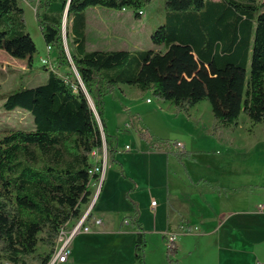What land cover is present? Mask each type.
Returning a JSON list of instances; mask_svg holds the SVG:
<instances>
[{
	"label": "trees",
	"instance_id": "1",
	"mask_svg": "<svg viewBox=\"0 0 264 264\" xmlns=\"http://www.w3.org/2000/svg\"><path fill=\"white\" fill-rule=\"evenodd\" d=\"M28 1L36 6L57 67L44 63L49 71L44 83L15 88L2 104L5 110L29 111L34 127L0 133V261L25 264L27 257L37 255L40 264H48L61 228L85 213L94 197L92 182L99 178L90 172L93 151L102 152L106 143L108 163L116 161L117 146L106 127L105 96L120 84L136 85L171 101L179 111L208 100L215 132L237 127L241 113L249 120L250 133L264 123V2L165 0L166 22L151 35L164 49L129 51L87 50L85 10L140 7L148 0H70L66 24L70 58L63 39V11L69 0ZM56 1L60 13L50 11ZM27 37L20 0H0V49L27 56L33 66L37 48H28ZM73 66L79 76L75 71L68 77L57 72ZM138 214L134 208L135 259L145 264L146 239ZM167 249L176 254L174 243Z\"/></svg>",
	"mask_w": 264,
	"mask_h": 264
},
{
	"label": "crops",
	"instance_id": "2",
	"mask_svg": "<svg viewBox=\"0 0 264 264\" xmlns=\"http://www.w3.org/2000/svg\"><path fill=\"white\" fill-rule=\"evenodd\" d=\"M86 16L87 50L125 49L131 51L128 47H116L115 44H125V46L137 44L136 40H133L132 18L123 14L122 18L118 16V20L111 22V28L106 32L102 28L103 16L95 24L99 37L94 41L109 43L113 47L89 48L87 13ZM94 41L90 40L91 43ZM156 46L153 48L158 49ZM139 49L143 48L138 46L134 48V51ZM127 85L129 84H120L112 93L105 96L106 127L117 146L116 161L107 165L104 187L102 191L100 188L101 194L100 196L98 194V201L96 199V207L86 222L91 229L88 232L81 231L73 238L72 253L66 262L60 264L139 263L135 259L138 228L131 219L134 208L138 209V220L143 227L146 239L145 264H150L149 257L153 254L152 250L156 243L159 244L158 242H160L161 253H166L167 260L170 261L168 245L164 239L167 238L166 233L169 232L176 233L174 245L177 255L182 252L183 248L190 252L191 249L196 248V244L187 243L184 238L186 236L183 235H188L187 238L190 236L194 239L199 238L198 242L203 237L217 236V247L220 250L249 249L250 247L244 244L254 245L255 237L246 238L241 230L250 226V233H255L251 224L253 220H256L257 215H260L259 212L264 211V201H256L255 198L246 201L244 197L237 196V194L243 190H259L264 186L254 185L253 187L249 184H240L230 187L223 183L222 177H212L211 172L223 170L222 162L225 161V156L231 149L227 148V153L217 150L218 155L216 156L212 148H187L183 143L184 147L178 148L177 142L181 141L170 142L169 136L166 135L167 131H182L191 123L192 129L199 130V135L204 140L207 136L213 137L210 134V125L202 127L203 120L206 122V115L208 121L211 124L213 122L214 115H212L210 102L203 100L187 112L179 111L173 102L162 99H158L155 107H149L148 105L154 101L151 94L141 91L136 85H129L133 87L134 94L140 98V105H146L148 108L135 103L130 106L122 100L127 96ZM204 101L209 104L205 102L204 107L201 108L200 105ZM163 114H172L179 121H167L161 117ZM215 137L220 140L225 138L223 133ZM144 156L147 160L144 164V171L138 172V166H141L139 159ZM101 157L102 153L96 155L97 159ZM159 168L162 179L155 180L154 171L157 172ZM99 185V180L94 179L92 187L96 192ZM154 185L160 191L161 204L160 206L156 204V208L148 205V209L144 211L141 194H145L148 200L149 195L154 191ZM116 200L124 202V210L116 211ZM95 219H100L101 222L95 223ZM76 223H70L68 227L71 228ZM198 226L201 228L200 232L196 231ZM221 234H226L225 241L221 240ZM229 235L236 237H229ZM258 261L264 263V256H256L250 261L234 258L231 264H256Z\"/></svg>",
	"mask_w": 264,
	"mask_h": 264
},
{
	"label": "rangeland",
	"instance_id": "3",
	"mask_svg": "<svg viewBox=\"0 0 264 264\" xmlns=\"http://www.w3.org/2000/svg\"><path fill=\"white\" fill-rule=\"evenodd\" d=\"M21 5L25 9V21L27 26V45L28 48L34 46L37 48V52L34 56L33 66L28 65V57H16L10 54L9 52L0 49V133H3L2 130L8 128H24L31 129L34 127V118L33 115L21 108L16 107L13 110H5L2 106L6 96L15 88L21 86H35L41 83H44L47 80L49 71L44 69L43 58L49 60L48 67L51 69H56L57 63L54 60L55 50H49L48 45L46 44L43 34L41 31V27L38 23L36 17V6L34 3L29 2L28 0H20ZM258 2H264V0H258ZM128 8L126 11H121L120 9L107 8L103 6H90L86 8V13L89 17V30L87 33V41L89 48H111L112 44L103 43V42H95L99 37V34L96 33L97 22H99L100 17H104V21L102 24L103 30L106 32L111 28V22L118 20V16L122 18L123 14L132 18V31H133V40H136L137 44H132L125 46V44H115L116 47H128L131 51H134L135 47H141L143 49L153 48L156 45L151 40L152 33L161 25L166 22V5L165 0H148L144 2V4L140 7H134L130 5H126ZM139 8L144 10V14L141 16H137L136 12ZM50 11L60 13L61 12V4L60 2H54ZM63 11V17H64ZM122 15V16H121ZM127 18V17H126ZM124 19V18H123ZM67 24V21H66ZM128 25L129 22H128ZM130 29V26H129ZM123 38L122 36L120 37ZM94 41V43H91ZM68 42V41H67ZM65 46V44H64ZM69 50L70 46L68 44ZM158 49H164L163 46H156ZM66 49V48H65ZM49 50V51H48ZM50 53V54H49ZM74 71L69 68H58L57 72L64 77L70 76V73ZM243 71V70H242ZM249 74V69L244 70ZM246 79V78H245ZM133 87L127 85V96L122 98V100L126 101L127 105L132 106L134 103L140 105V98L134 94ZM118 96V93H116ZM119 97V96H118ZM153 98V103L149 104V107H155L158 104V98L151 95ZM116 98V97H115ZM207 101L201 103V108L204 107V104ZM146 103V100H144ZM207 104H209L207 102ZM111 106V105H110ZM210 107V105H208ZM135 107V106H134ZM141 107L148 108L146 105H142ZM112 108V106H111ZM110 108V109H111ZM112 110V109H111ZM207 114V112H206ZM160 115V114H159ZM213 115V114H212ZM165 120L167 121H179L177 117L172 114H163ZM206 122H202V127L204 125L211 126V132L213 137H206V140L203 139L199 135V130L192 129L191 123L187 128H184L182 131H167V136H169L170 142H177L178 140L189 147H193L196 149H204V148H212L213 153L217 154V150L222 153H227L226 149L229 148L231 151L228 152L227 156H225V161H223V170L220 172H211L212 177H222L223 183L230 187L233 185L240 184H249L253 187L254 185H262L264 186V123H259L253 132H249L248 125L249 120L246 115L241 113L240 123L237 127H232L230 129H223L221 131L215 132L213 130V122L212 124L208 121V117L206 115ZM186 127V126H184ZM201 127V128H202ZM203 130V129H202ZM226 131V133H225ZM223 133L225 137L224 140L217 139L215 136H220ZM204 136V135H202ZM172 144V143H171ZM173 145V144H172ZM179 148V146H178ZM181 148V147H180ZM215 157V156H214ZM146 156L140 157L138 166V172L144 171V164L146 162ZM137 164V163H136ZM154 171L153 178L155 180L162 179V174L159 170ZM163 179L164 172H163ZM155 182V181H154ZM165 183V181H164ZM96 192V190H95ZM94 192V195H95ZM237 196L244 197L246 201L250 198H255L257 200L264 201V187L259 190L240 191ZM142 198V206L144 211L148 209V205L153 208H156V204H161V195L160 191L154 185V191L151 192L149 198L147 200L145 194H141ZM118 199V198H117ZM155 200L156 204L151 205V201ZM117 206L116 211L124 210V202L122 200H116ZM126 203V202H125ZM127 204V203H126ZM88 208V205L85 207V211ZM140 210V208H139ZM84 211V212H85ZM260 215H257L256 220L252 221V228H254L255 233L251 234L249 231V227L242 229L241 232L245 235L246 238L255 237V244L251 245L245 243L244 245L250 247L249 249L244 250H231V249H222L220 250L217 247V236H212L210 238L203 237L197 241V239L192 238L191 236L187 238L186 242L191 244H196V248L194 250H186L183 248L182 252L177 254L168 253V257L170 259L167 260L166 253H161L160 242L156 243L152 250V255L149 257L150 264H231L234 258H239L242 260L250 261L253 260L256 256H264V211L259 212ZM84 214V213H83ZM68 227V226H67ZM69 228V227H68ZM197 232L201 231L200 226L196 228ZM250 233V234H249ZM226 234H221V240L225 241ZM231 235H229L230 237ZM231 237H236L231 236ZM155 237H153L154 239ZM219 238V239H220ZM167 243V238H164ZM188 240V241H187ZM154 243V242H153ZM152 249V248H151ZM72 250V246H71ZM245 251V252H244ZM148 263V262H147ZM0 264H13L7 260H1ZM25 264H40L37 255L29 256L25 259ZM140 264V263H136Z\"/></svg>",
	"mask_w": 264,
	"mask_h": 264
},
{
	"label": "built area",
	"instance_id": "4",
	"mask_svg": "<svg viewBox=\"0 0 264 264\" xmlns=\"http://www.w3.org/2000/svg\"><path fill=\"white\" fill-rule=\"evenodd\" d=\"M128 8H126V6L122 7L120 10L122 11H126ZM136 14L138 15H143L144 14V10L142 8H139L136 12ZM48 49L50 50V46L48 45ZM48 50V51H49ZM43 63H48L49 60L46 58H43ZM148 101H150V99H148ZM177 146L179 147H184V145L180 142H177ZM98 153H102V157L100 159L96 158V155ZM92 156L94 157V165L91 168L90 172L92 174H98L99 175V182H101L102 180H104L105 174H106V169H107V165H108V152H107V148L105 147V143L103 146V150L102 152H99L98 150H94L92 153ZM152 204H156V201L154 200L152 202ZM262 205H260L261 207ZM90 211L89 208L85 211V213L81 216V218L77 221V223L71 227L68 228L67 226H63L60 230V234L58 237V245L57 248L52 256V258L50 259L48 264H60L63 262H66L69 258V256L72 253L71 250V244H72V240L73 238L81 231L84 232H88L90 231V226L87 225V221L88 218L90 217ZM101 220L100 219H95V223H100ZM166 237H167V245L171 246L173 245V243L175 242L176 239V233H166ZM256 264H264L263 262L258 261Z\"/></svg>",
	"mask_w": 264,
	"mask_h": 264
},
{
	"label": "water",
	"instance_id": "5",
	"mask_svg": "<svg viewBox=\"0 0 264 264\" xmlns=\"http://www.w3.org/2000/svg\"><path fill=\"white\" fill-rule=\"evenodd\" d=\"M69 3H70V0L68 1L67 5H66V7H65V12H64V17H63V39H64V44H65L66 52H67L68 56L71 58L70 50H69L68 42H67V30H66V21H67V15H68ZM73 69H74L75 73L79 76L78 71H77V69H76L75 66H73ZM88 100H89V103H90L92 109L94 110V112H95V114H96V116H97V119H98V121L100 122V126H101V128H102V124H101V121H100L99 115H98V113H97V111H96L95 104H94L93 99L91 98L90 95H88ZM105 147H106V143H105ZM106 148H107V147H106ZM102 183H103V180L100 182L99 189H98V191L96 192L95 196L93 197V199H92V201H91V203H90V205H89V210L92 209V207L94 206V204H95V202H96V199H97L98 194H99V192H100V188H101V186H102Z\"/></svg>",
	"mask_w": 264,
	"mask_h": 264
}]
</instances>
